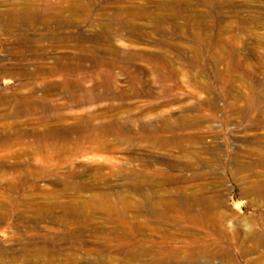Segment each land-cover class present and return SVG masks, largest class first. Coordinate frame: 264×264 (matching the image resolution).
Returning a JSON list of instances; mask_svg holds the SVG:
<instances>
[{
    "label": "rangeland",
    "instance_id": "rangeland-1",
    "mask_svg": "<svg viewBox=\"0 0 264 264\" xmlns=\"http://www.w3.org/2000/svg\"><path fill=\"white\" fill-rule=\"evenodd\" d=\"M0 264H264V0H0Z\"/></svg>",
    "mask_w": 264,
    "mask_h": 264
},
{
    "label": "bare ground",
    "instance_id": "bare-ground-1",
    "mask_svg": "<svg viewBox=\"0 0 264 264\" xmlns=\"http://www.w3.org/2000/svg\"><path fill=\"white\" fill-rule=\"evenodd\" d=\"M2 141V140H1Z\"/></svg>",
    "mask_w": 264,
    "mask_h": 264
}]
</instances>
